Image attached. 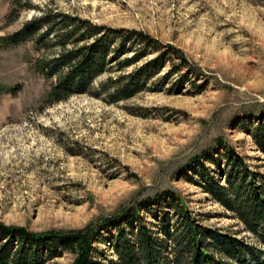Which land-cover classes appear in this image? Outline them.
I'll return each mask as SVG.
<instances>
[{"label":"rangeland","instance_id":"rangeland-1","mask_svg":"<svg viewBox=\"0 0 264 264\" xmlns=\"http://www.w3.org/2000/svg\"><path fill=\"white\" fill-rule=\"evenodd\" d=\"M50 13L85 21L101 34H143L163 52H179L187 67L173 56L131 83L126 90L137 88L131 96L113 100L120 82L108 79L154 62L153 53L122 71L110 65L90 93L49 105L53 81L40 76L35 63L58 57L56 36L0 47V88L15 90L0 89V224L33 233L81 231L127 214L133 220L122 227L132 245L137 209L166 243L161 256L172 263L173 240L190 214L218 261L240 264L216 250L220 236H231L254 249L255 261L244 253L251 264H264L258 239L204 191L208 182L226 185V148L264 176L254 138L259 120L264 124V0H0V37ZM44 32L40 25L34 37ZM169 193L181 198L184 215L172 210ZM160 196V207L150 209L148 199ZM101 233L96 261L123 264L114 226ZM73 259L62 253L45 264Z\"/></svg>","mask_w":264,"mask_h":264},{"label":"trees","instance_id":"trees-1","mask_svg":"<svg viewBox=\"0 0 264 264\" xmlns=\"http://www.w3.org/2000/svg\"><path fill=\"white\" fill-rule=\"evenodd\" d=\"M40 25L45 27V32L35 38ZM131 34L134 36L130 33L126 35L116 32L101 34L99 28L85 21L50 13L26 23L12 35L0 37V47L7 48L26 41H34L38 45L46 43L50 36H56L55 43L60 51L58 57L35 63L38 74L48 81H53L46 97L49 105L65 101L73 94L90 93L93 82L112 69L113 66L110 65H115L117 70L122 71L153 53H158L154 62L146 63L132 74L121 76L116 81L108 79L111 84L120 82L116 87L113 100L131 96L137 89L134 87L132 90H126L131 83L140 78L150 77L154 71L163 67L167 60L171 61L173 56L187 67L185 59L173 48H168L169 52H163L160 45L148 36L136 32ZM135 41L140 47L133 50ZM132 52L133 55L125 57ZM150 66H156V69L151 70ZM0 89L6 94L15 91L12 88ZM100 91H106V89H100ZM259 121L255 127L254 138L258 149L264 154V124L261 120ZM226 152V185L219 183L213 185L208 182L204 191L216 203L233 212L236 219L240 220L247 231L253 234L264 247V192L260 183V181L264 183V176L249 170L243 158L233 149L226 148ZM163 199L164 197L161 196L148 199L147 206L150 209L154 206L160 207ZM168 199L172 210L185 214L186 208L181 198L169 193ZM134 212L139 222L135 227L137 242L132 245L127 237L126 229L122 227L123 224L131 225L133 220V216L127 214L105 219L97 226H89L81 231L33 233L22 227L0 224V264H45L62 253L73 255L72 264H99L95 259L97 250L94 244L100 241L101 232L112 226L116 230L114 249L123 264H182L184 255L188 258L186 264H226L209 254L204 246L202 230L190 214L182 223L181 235L173 240L170 249L174 254L173 262L163 259L161 253L166 243L159 240L156 233L141 222L137 209ZM165 220L164 216L160 222L166 223ZM162 234L165 237L170 236L167 228ZM220 237L216 250H219L218 252L225 260L237 259L240 264H251L250 259L247 260L244 255L247 251L251 259L255 261L252 247L231 236Z\"/></svg>","mask_w":264,"mask_h":264}]
</instances>
